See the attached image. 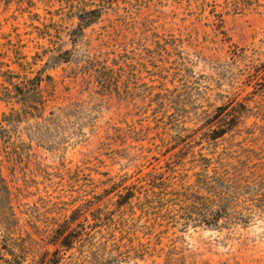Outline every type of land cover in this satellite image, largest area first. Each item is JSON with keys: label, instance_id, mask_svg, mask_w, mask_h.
I'll list each match as a JSON object with an SVG mask.
<instances>
[{"label": "rangeland", "instance_id": "1", "mask_svg": "<svg viewBox=\"0 0 264 264\" xmlns=\"http://www.w3.org/2000/svg\"><path fill=\"white\" fill-rule=\"evenodd\" d=\"M0 264H264V0H0Z\"/></svg>", "mask_w": 264, "mask_h": 264}, {"label": "trees", "instance_id": "2", "mask_svg": "<svg viewBox=\"0 0 264 264\" xmlns=\"http://www.w3.org/2000/svg\"><path fill=\"white\" fill-rule=\"evenodd\" d=\"M56 232L58 234H62V230L61 229H57ZM72 231H69L67 234L64 235V237L61 240V243L66 245V246H70L72 241H73V237H72Z\"/></svg>", "mask_w": 264, "mask_h": 264}]
</instances>
